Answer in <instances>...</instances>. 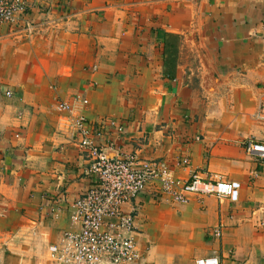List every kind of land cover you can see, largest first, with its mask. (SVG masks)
Segmentation results:
<instances>
[{
    "label": "crops",
    "instance_id": "0c3cea01",
    "mask_svg": "<svg viewBox=\"0 0 264 264\" xmlns=\"http://www.w3.org/2000/svg\"><path fill=\"white\" fill-rule=\"evenodd\" d=\"M22 6L0 24V264H50L48 246L75 229L73 203L94 182L78 115L108 154L235 187L179 203L148 185L125 205L138 212L131 264H264V161L244 146L264 143V0Z\"/></svg>",
    "mask_w": 264,
    "mask_h": 264
},
{
    "label": "built area",
    "instance_id": "2783aa9c",
    "mask_svg": "<svg viewBox=\"0 0 264 264\" xmlns=\"http://www.w3.org/2000/svg\"><path fill=\"white\" fill-rule=\"evenodd\" d=\"M23 9L22 0H0V24L15 19ZM85 102V101H84ZM69 110L67 103L59 105ZM74 131L79 146L89 161L87 174L94 182L73 203L71 222L74 230L66 231L59 244L48 246L50 264H131L141 255L135 241L137 227L135 208L125 205L146 191L148 185L159 182L162 193L175 202H186L189 194H211L219 200L232 196L235 187L223 180L207 182L194 171L185 182L172 177L168 168L158 161L142 160L135 152L116 149L108 154L92 138L100 136L78 115ZM246 153L264 161V143L247 140ZM109 148L114 150L113 144ZM183 164L189 161L184 159ZM195 264H223L217 256L198 258Z\"/></svg>",
    "mask_w": 264,
    "mask_h": 264
},
{
    "label": "rangeland",
    "instance_id": "374dc122",
    "mask_svg": "<svg viewBox=\"0 0 264 264\" xmlns=\"http://www.w3.org/2000/svg\"><path fill=\"white\" fill-rule=\"evenodd\" d=\"M135 212L138 213L136 209H135Z\"/></svg>",
    "mask_w": 264,
    "mask_h": 264
}]
</instances>
